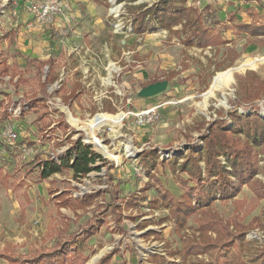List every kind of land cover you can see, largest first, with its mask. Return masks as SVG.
I'll return each instance as SVG.
<instances>
[{"label":"rangeland","instance_id":"obj_1","mask_svg":"<svg viewBox=\"0 0 264 264\" xmlns=\"http://www.w3.org/2000/svg\"><path fill=\"white\" fill-rule=\"evenodd\" d=\"M47 1L53 0H0V55L10 66V73L3 75L0 65V100L10 96L11 112L16 113L19 106L29 108L33 99L44 97L51 111L50 128L56 127L48 138L41 135L36 122L44 108L30 113L23 122L13 116L9 124L0 125V168L12 177L10 187H0V250L28 255L40 246H52L55 230L68 236L97 213L106 222L86 244L87 264H98L115 249L119 252L110 264H156L153 257H167V245L182 249L199 238L202 218L195 214L178 234L172 221L166 220L168 210L152 208L149 201L158 198L159 187L176 198L183 189L168 165L148 170L139 155L143 150H157L169 159L189 148L201 149L199 127L228 119L233 109L244 116L258 113L264 118V97L244 103L236 93L238 74L249 73L250 84L256 77L264 81V35L253 37L228 28L237 13L242 19L264 24V2L199 0L203 8L210 5L220 10L223 37L229 42L218 50H203L186 47L156 24L144 33L134 32L127 7H149L158 0H108L97 14H89L83 0H65L53 20L42 23L36 9ZM192 1L188 4L194 7ZM10 30L15 36L3 39ZM50 57L57 60V80L44 92L36 74L37 63L30 61ZM233 57V66L217 71L218 65L228 64ZM173 71L179 74L170 79ZM228 71L230 77L225 75ZM48 72L45 68L42 78ZM153 80L167 81L166 90L142 97V84ZM72 92L75 97L66 105L64 97ZM255 105L258 112L252 110ZM111 109L116 113H109ZM63 121L68 124L67 132L59 128ZM8 128L16 131L14 143L4 135ZM239 139L244 143L243 137ZM71 141H81L100 155L95 167L101 169L79 181L71 174H57L41 183L26 172L29 168L38 171L39 162L50 156L55 161L65 157ZM259 155L264 160V154ZM260 167L264 171L263 161ZM258 178L264 182V172ZM20 179L29 187L15 188ZM52 190L59 192L52 196ZM64 191L74 199L95 192L101 196L86 208L75 203L58 207L55 197ZM215 210L225 220L235 216L244 224L254 218L264 222V200H258L248 186L234 201L217 200ZM247 239L256 242L192 257L188 264H264L259 257L264 227L252 230ZM168 260L180 262L179 258ZM0 264L7 262L0 259Z\"/></svg>","mask_w":264,"mask_h":264},{"label":"trees","instance_id":"obj_2","mask_svg":"<svg viewBox=\"0 0 264 264\" xmlns=\"http://www.w3.org/2000/svg\"><path fill=\"white\" fill-rule=\"evenodd\" d=\"M124 1L118 0L121 3ZM251 1L264 2V0ZM106 3L109 4L108 0ZM188 3L189 0H158L150 7L141 4L129 6L127 9L129 19L133 22L134 32L144 33L156 24L173 33L186 47H198L203 50L211 47L218 50L227 45L229 42L223 37L224 30L221 27L217 9L207 5L201 11ZM237 30L253 37L263 36L264 24L238 25ZM14 36L15 32L10 30L4 34L3 39ZM234 58L236 57H233L226 65H218L217 71L233 66ZM36 63V74L40 77L43 91L46 92L48 85L57 80L55 69L57 60L50 57L47 60L30 61V64L35 65ZM0 65L3 75H8L10 66L2 54ZM45 68H48L49 72L45 78H42ZM171 74L169 78L173 79L179 73L173 71ZM248 75L249 73L236 75V93L240 100L245 101L244 103L259 101L264 97V81L256 77L250 84ZM153 83L156 81L153 80L150 84ZM150 84H142V88ZM74 97V92L64 97L66 105ZM9 99L10 96L6 100H0V125L9 124L13 117L12 104ZM39 108H44V111L38 115L36 124L41 135L48 138L49 134L55 132L56 127L50 128L52 126L51 111L44 97L33 99L27 110L21 108L18 120L23 122L30 113L38 112ZM252 110L258 112L259 107L255 105ZM108 112L113 114L116 110L111 109ZM60 127L67 132L66 121L61 122ZM199 130L203 142L201 149L189 148L187 153L173 154L169 159L162 158L157 150H143L139 155L141 164L148 170H156L158 164L168 165L183 189L181 197L176 198L170 191L159 187L158 198L150 200V206L168 210L169 215L166 220L172 221L178 234L184 232L192 216L199 214L202 218L199 224V238L187 242L182 249H173L167 245V257H153L156 264H188L192 257L220 253L236 245L253 244L256 241H249L248 234L256 228L264 227V222L259 218H254L251 223L244 224L243 220H238L235 216L230 220H225L215 210L217 200L234 201L243 192L245 186L253 191L258 200H264V182L258 178L259 174L264 172L260 167V162L264 160L259 157L260 153L264 154V118L258 113L244 116L233 109L228 113V119H217L202 125ZM240 137L244 138V143L240 141ZM67 140L70 141L71 138L67 137ZM2 145L6 151L13 152V149L5 143ZM157 159L161 160L160 163L156 162ZM99 160L101 156L92 151L90 147L81 141H71L65 157L55 161L53 156H50L39 162L38 171L35 172L34 169L29 168L26 172L39 183L48 181L57 174H71L73 179L79 181L94 170L101 169V167H95ZM11 178L8 172L0 168L1 188L10 187ZM18 187L28 188L29 185L25 179H20L15 185V188ZM147 188H150L149 184ZM50 192L54 196L59 190ZM99 196L101 192L74 199L68 191H64L55 197V200L58 207L68 208L75 203L79 208H86L93 204ZM144 198L148 200L147 197ZM133 201L135 199L128 203L133 204ZM25 212L26 210L22 209L21 214L25 216ZM105 222L95 213L85 225L80 226L77 231L68 236L61 230H55L56 239L52 246H40L28 255L16 254L12 249H4L0 250V259L6 261L7 264H87L89 256L85 254L86 244L98 234ZM149 234H156V232L150 231ZM118 252V249H115L113 253L103 257L98 264H110ZM259 254L264 261V244ZM168 258H179L180 262L169 261ZM220 260L218 259V262ZM198 264L205 263L199 262Z\"/></svg>","mask_w":264,"mask_h":264},{"label":"built area","instance_id":"obj_3","mask_svg":"<svg viewBox=\"0 0 264 264\" xmlns=\"http://www.w3.org/2000/svg\"><path fill=\"white\" fill-rule=\"evenodd\" d=\"M193 2V1H192ZM194 6H200L199 0H194ZM65 6V0H53L47 1L45 4L40 5L36 9L38 21L46 23L53 20V15L60 12ZM25 109H28L25 107ZM21 112V106L17 108L16 114L19 115ZM4 135L9 142L14 143L16 141L17 135L14 129L8 128L5 130Z\"/></svg>","mask_w":264,"mask_h":264},{"label":"crops","instance_id":"obj_4","mask_svg":"<svg viewBox=\"0 0 264 264\" xmlns=\"http://www.w3.org/2000/svg\"><path fill=\"white\" fill-rule=\"evenodd\" d=\"M73 3H74V1H73ZM257 3V2H256ZM83 4H85V6H87V8H88V12H89V14H97L98 13V10H99V7H100V5L101 6H104V5H106L107 3H106V0H83ZM258 4V3H257ZM259 4H263V2L262 3H259ZM152 6V5H151ZM194 6V5H193ZM150 7V6H149ZM195 8H197V9H199V10H201V11H203L204 10V6H194ZM218 15H219V18L220 19H222V16L220 17V10L218 11ZM253 17H254V14H253ZM253 17H250V18H253ZM257 17H258V15H257ZM232 20H231V22L233 23V24H231V27H228V28H231V29H236L237 30V27H238V25H250V24H257V21H255V20H253L252 22L251 21H247L244 17H243V19L241 18V17H239V15H238V13L237 14H235V15H232ZM249 18V17H248ZM254 18H256V16L254 17ZM221 25L222 26H225V24L222 22L221 23ZM259 25V24H258ZM209 48H211V47H209ZM208 49V48H207ZM212 49V48H211ZM13 113V116L15 117V118H18L19 116H20V114H21V112H20V114L19 115H17L16 113H14V112H12ZM111 115V114H110ZM16 120V119H15Z\"/></svg>","mask_w":264,"mask_h":264},{"label":"water","instance_id":"obj_5","mask_svg":"<svg viewBox=\"0 0 264 264\" xmlns=\"http://www.w3.org/2000/svg\"><path fill=\"white\" fill-rule=\"evenodd\" d=\"M167 85H168L167 81L153 83L147 86L146 88H144L140 94L142 97L145 98L153 97L164 92L167 88Z\"/></svg>","mask_w":264,"mask_h":264},{"label":"bare ground","instance_id":"obj_6","mask_svg":"<svg viewBox=\"0 0 264 264\" xmlns=\"http://www.w3.org/2000/svg\"><path fill=\"white\" fill-rule=\"evenodd\" d=\"M225 75H226V77H230L231 76V74H230V72L228 71V72H226L225 73ZM123 121V120H122Z\"/></svg>","mask_w":264,"mask_h":264}]
</instances>
